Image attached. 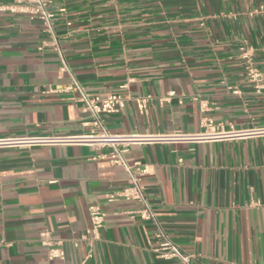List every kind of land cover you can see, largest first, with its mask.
Instances as JSON below:
<instances>
[{
  "label": "crops",
  "instance_id": "1",
  "mask_svg": "<svg viewBox=\"0 0 264 264\" xmlns=\"http://www.w3.org/2000/svg\"><path fill=\"white\" fill-rule=\"evenodd\" d=\"M1 0L0 4H8ZM264 0H52L68 72L88 94H121L105 117L111 133H197L203 117L264 126V55L248 71L247 41L264 48ZM255 73V75H253ZM257 75V76H256ZM41 22L0 10V139L68 137L86 115ZM148 98L139 113L136 99ZM106 149L73 143L0 148V264H181L159 258L155 228L130 219L135 203H107L123 168ZM147 196L190 264H264V136L205 143L133 145ZM103 224L90 232L88 208ZM47 229L64 259H49Z\"/></svg>",
  "mask_w": 264,
  "mask_h": 264
},
{
  "label": "built area",
  "instance_id": "2",
  "mask_svg": "<svg viewBox=\"0 0 264 264\" xmlns=\"http://www.w3.org/2000/svg\"><path fill=\"white\" fill-rule=\"evenodd\" d=\"M1 1V0H0ZM8 4H0V10H7L12 13L26 14L41 22L42 30L50 39V43L59 55L62 70L70 76V84L64 91L74 93L73 98L82 104V112L86 120L82 122L88 131L84 134L68 137H14L1 138L0 148L3 147H29L33 145H48L57 143H73L91 149H106L100 158L107 159L111 165L119 166L127 174L126 186L116 192L106 195L107 203L126 202L135 203L137 208L129 212L130 219L139 218L150 222L155 228L157 247L155 254L165 260H177L181 264H190L191 257L187 255L178 245L172 242L162 228L153 205L150 202L145 188L141 184V178L148 173L147 167L140 163H127L125 153L133 145L152 143H205L213 141L240 140L255 136H264L263 127L235 128L233 125L215 123L211 117H203L201 120V131L197 133H184L174 131L171 133H111L107 129L105 117L117 114L128 100L121 94H88L77 80L68 72L66 62L59 49L55 34V14L50 9L52 0H9ZM252 15L264 17V3L251 10ZM240 57L246 64L248 71L253 72L254 57L257 52L264 55V48L259 51L243 41L239 48ZM255 75V73H253ZM257 76V75H256ZM148 98L136 99V107L139 113L146 112ZM91 223L90 232L96 231L102 226L104 213L98 205L88 208ZM39 241L46 250L49 259H64V251L61 242L54 241L47 229L39 232Z\"/></svg>",
  "mask_w": 264,
  "mask_h": 264
}]
</instances>
